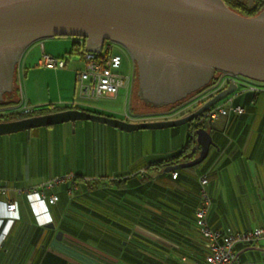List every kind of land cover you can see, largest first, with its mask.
Returning <instances> with one entry per match:
<instances>
[{
  "label": "crops",
  "instance_id": "crops-1",
  "mask_svg": "<svg viewBox=\"0 0 264 264\" xmlns=\"http://www.w3.org/2000/svg\"><path fill=\"white\" fill-rule=\"evenodd\" d=\"M79 39L49 36L31 43L23 56L18 81L20 102L6 108L74 105L143 121L181 116L198 102L186 100L173 111L162 110L166 108L163 106L155 111L141 110L142 105L134 103L133 98L135 65L129 72L120 69L131 77L129 85L120 88L117 95L81 97L75 76L84 66V47L79 46ZM84 46L87 48L86 43ZM43 49L56 57L65 56L66 66L43 64ZM246 82L261 89L240 86L234 102L244 111L231 112L207 125L215 144L201 169L186 172L196 174L198 179L208 175L206 189L211 201L207 219L216 230L264 227V82ZM210 86L208 91H213ZM191 134L188 123L124 131L87 119L1 134L0 185L7 186L8 191L0 195V200L17 201L19 217L3 224L0 264L204 262L203 236L194 216L200 203L198 188L185 178L181 181L186 183H174V177H169L172 171L167 177L154 170L144 172L150 164L183 149ZM59 175L72 178L44 187L46 181ZM117 175L123 178L121 188H107L109 180ZM145 178L147 188L161 182V189L153 185V189L143 190L141 182ZM73 182L70 197L68 190ZM93 182L99 183L97 201L88 192ZM171 186L173 190L168 189ZM42 190L48 196L58 194L59 199L50 203L46 198L44 203L29 194ZM2 213L5 209L0 204V216ZM59 231L62 238L57 237ZM228 264H264V242L258 247L238 244L235 258Z\"/></svg>",
  "mask_w": 264,
  "mask_h": 264
},
{
  "label": "water",
  "instance_id": "water-1",
  "mask_svg": "<svg viewBox=\"0 0 264 264\" xmlns=\"http://www.w3.org/2000/svg\"><path fill=\"white\" fill-rule=\"evenodd\" d=\"M49 36L82 37L87 49L94 51L103 50L107 40L123 44L138 64L143 96L154 103H175L201 91L215 70L235 77L200 106L174 118L130 121L70 107L0 120V135L79 119L124 131L178 126L206 119L208 110L237 94L236 77L264 82V10L247 16L225 0H0V75L6 73L8 81L1 93L11 90L15 65L27 47ZM147 65L158 70L153 80L159 88L147 87ZM194 68L205 74L188 82ZM182 82L184 87L172 91ZM212 144L210 130L198 127L193 153L199 154L167 165L164 171L201 163ZM62 235L59 231L57 237Z\"/></svg>",
  "mask_w": 264,
  "mask_h": 264
},
{
  "label": "built area",
  "instance_id": "built-area-1",
  "mask_svg": "<svg viewBox=\"0 0 264 264\" xmlns=\"http://www.w3.org/2000/svg\"><path fill=\"white\" fill-rule=\"evenodd\" d=\"M85 40L80 37L79 44L83 46ZM83 68L77 69L76 83L78 93L83 98H98L101 96H115L119 92L120 88L128 86L130 83V75L120 71L123 63V54L119 51H115L114 44L108 43L101 51L89 50L87 48L82 49ZM42 63L50 66L64 67L66 66L65 56L56 57L43 49ZM235 76L223 73L218 80L214 83L212 88L221 87L223 84L228 83ZM237 81L241 85L247 86L250 89L258 90L260 87L248 85L242 78L236 77ZM211 91H207L205 95ZM204 96H193L188 99L187 103L191 101H198ZM177 106L170 108L169 110H177ZM25 111L31 109H24ZM244 107L241 104L234 102V95H230L226 98L225 102L218 103L210 110L207 111V119L211 122L218 119L221 116L230 114L231 112L242 113ZM177 171H173V175H177ZM72 178V175H59L50 179L44 183L45 188L53 187L54 185L64 182ZM203 184L208 182V175L203 174L201 177ZM71 185V188L74 187ZM8 191V187L0 185V194H4ZM20 192L22 190H19ZM71 191V189H70ZM30 195H34L35 201L46 202V198L51 203L56 202L59 199L58 194L47 195L44 190L30 191ZM0 204L5 209V213L0 216V229L5 221L14 220L15 217H19L18 202L0 200ZM210 205V198L205 189L202 190V205L197 210V222L200 227L201 233L205 237L206 254L204 262L199 264H228L235 258V250L238 244H251L260 246L264 242V227L255 226L253 228L245 230H215L208 226L206 216ZM8 230L4 233L7 234ZM2 231L0 232V240L2 238Z\"/></svg>",
  "mask_w": 264,
  "mask_h": 264
},
{
  "label": "trees",
  "instance_id": "trees-1",
  "mask_svg": "<svg viewBox=\"0 0 264 264\" xmlns=\"http://www.w3.org/2000/svg\"><path fill=\"white\" fill-rule=\"evenodd\" d=\"M227 2V4L233 8L234 10L244 14V15H247V16H253V15H256L258 14L259 12H261L262 10H264V0H255L254 4L252 6H247L245 3L239 1V0H225ZM85 40V39H84ZM85 42L83 44V46H80V47H84L85 48ZM78 48V47H76ZM80 49V48H78ZM218 76H215L213 77V79L209 82V84H207L206 86L200 88L201 89H204L205 87L209 86L210 84H213L214 82H216L218 80ZM15 80H16V76H15ZM17 81H18V77H17ZM227 84V83H226ZM226 84H223L221 87L219 88H216L215 90L211 91L209 94L205 95L204 97H202L200 100H198V102L195 104L194 108H197L198 106H200L202 103H204L208 98H210L216 91H218L219 89H221L222 87L226 86ZM16 93L18 94V97L17 98H9V99H5V97L1 98L0 99V105L2 106L1 108L2 109H5L6 107L8 106H13V105H17L19 102H20V95H19V87L17 86L16 87ZM7 94V93H6ZM183 100H179L175 103H163L161 104L160 106H163V107H169V108H173L175 106H177L178 104L183 103L182 102ZM220 103V102H219ZM217 105V104H216ZM70 107H76L74 105H67V106H48V107H44V108H37V109H33V110H28V111H25V110H12V111H9V112H5V113H1L0 112V120H4V119H14V118H21V117H24V116H28V115H33V114H37V113H45V112H50V111H56V110H61V109H65V108H70ZM214 107V106H213ZM187 112H183L181 115H184L186 114ZM207 119V118H206ZM200 119V120H195L193 122H189L188 124H191V136H190V139L187 143V145L181 149L179 152H177L176 154L168 157V158H165V159H160L152 164H150L149 166L145 167L144 168V172L148 170L152 171H156L158 174L162 175L164 174V176H169V174L171 173L170 171H164L165 167L167 165H171V164H177V163H180V162H183V161H188L190 160L193 156H196V152L193 153V147L195 145V132H196V129L202 125L206 126L211 124V121H208V119ZM192 154V155H191ZM196 165L194 166H188V167H181V168H178L176 169V171L178 172L176 176L173 175V171L175 170H171L172 171V174H170L169 177L173 178L174 180V183L176 184H179V183H183L185 182L184 181H181L182 179H189L191 180V182L193 184H195V186L198 188V191H196L197 195H198V200H200V203L199 205L197 206V208H195V213H194V216H195V220H196V225H197V228L199 230V232L201 233L200 231V227L198 225V222H197V210L201 207L202 205V190L205 189L206 192H207V189H206V184H203L202 181H201V178L198 179V177L195 175H189L187 174L186 172L189 171V170H193L195 169ZM173 176V177H172ZM181 177V179H180ZM202 177V176H201ZM209 180V179H208ZM67 181V180H66ZM111 181V182H110ZM123 181V178H121L120 175H117V176H114L112 179L109 180V186H107V188H111V189H119L121 188V183ZM65 182V181H64ZM75 184V182H73ZM186 183V182H185ZM147 185H148V180L147 178L143 179L142 182H141V186L143 187V190H147L148 188H152L153 189V185H154V188L156 190H159L161 189L162 187V184L161 182H153L151 187L149 186L147 188ZM5 186V185H4ZM115 186V187H114ZM187 186V185H186ZM164 187V186H163ZM174 187V186H171L170 188H168L169 190H171V188ZM182 188V187H181ZM71 189V191H70ZM72 189L73 188H69L68 192H69V196L71 197L72 195ZM99 189V183L98 182H93L92 185H90V190L91 191H88L91 198L95 199L97 201V191ZM173 190V188H172ZM193 190V189H192ZM56 194V193H55ZM208 194V192H207ZM1 195V194H0ZM59 196V195H58ZM194 196V195H193ZM200 197V198H199ZM208 197L210 198V195L208 194ZM189 199V198H188ZM187 199V200H188ZM49 201V200H48ZM210 201H211V198H210ZM50 202V201H49ZM51 203V202H50ZM191 202H189L190 204ZM195 205V203H194ZM194 205H190L191 207H194ZM95 206L97 207L98 204H95ZM209 209V208H208ZM207 216H208V212H207ZM207 216H206V221H207V224H208V219H207ZM4 224V223H3ZM209 226V224H208ZM2 228H3V225L0 229V232L2 231ZM216 230V229H215ZM201 235L203 236V250H204V258H205V254H206V246H205V237L204 235L201 233ZM248 245H251V244H248ZM253 246H257V245H253ZM261 246V245H260ZM258 247V246H257ZM141 252L145 253L144 250H141Z\"/></svg>",
  "mask_w": 264,
  "mask_h": 264
},
{
  "label": "rangeland",
  "instance_id": "rangeland-1",
  "mask_svg": "<svg viewBox=\"0 0 264 264\" xmlns=\"http://www.w3.org/2000/svg\"><path fill=\"white\" fill-rule=\"evenodd\" d=\"M239 1L245 3L247 6H252L254 4V2H255V0H239ZM108 43H113L114 44L115 51L121 52L123 54V56H124L122 66L120 68L121 71H123V72L132 71V68L134 66L133 60L130 57V55H128L126 53V51H124L123 49L120 48V46H122L123 44H121L119 42H114V41H111V40H107V43L106 44H108ZM26 50L24 51V53L22 54V56H21V58H20V60L18 62V67H17V70H16V80L13 81L11 90L8 91V92H6L7 94H5V96H4L5 99H9V98H14L15 99V98L18 97V94L16 93V87L18 86V81L19 82L21 81V77H22L21 67L24 66L23 56H24ZM39 50H40V47H37V49H35V52L38 53ZM135 70H136V79H135V83H134V92H133L134 103L135 102H138L140 105H142L141 106L142 107L141 110H148V111H153V110L155 111V110H157V108L158 107H161L160 105L163 104V103L150 102L147 98H145L143 96V94L141 93L140 80H139V76H138L139 75V68H138V66H136ZM17 77H18V81H17ZM255 82H257V81H255ZM195 93L196 92L191 93L189 96H187L186 98H184L182 100L184 102H186V100L190 99L191 96L193 94H195ZM13 109H15V108H13V107L5 108L4 110H2V112L3 113L9 112V111H12ZM167 109H170V108L169 107H166V108H164L162 110H167ZM202 162L196 165V168L198 170L201 169V167L204 166V163L205 162H203V163Z\"/></svg>",
  "mask_w": 264,
  "mask_h": 264
},
{
  "label": "flooded vegetation",
  "instance_id": "flooded-vegetation-1",
  "mask_svg": "<svg viewBox=\"0 0 264 264\" xmlns=\"http://www.w3.org/2000/svg\"><path fill=\"white\" fill-rule=\"evenodd\" d=\"M106 43H107V41H105V46H106ZM120 48L121 49H123L124 51H126V53L128 54V55H130V57L132 58V60H133V64L135 65L134 67L136 68V66H138V64H137V62H136V60H134V54L127 48V47H125V46H120ZM123 58H124V56H123ZM17 67H18V65H15V68H14V78H13V81L15 80V76H16V70H17ZM158 70H156V69H154L153 67H151L150 68V66L149 65H147V68L145 69V72H146V79H147V81H146V85H147V87L149 88V87H155V88H159V86L158 85H154L155 84V81L153 80V76H154V74L157 72ZM0 73H1V71H0ZM3 73H5V71L3 72ZM135 77H136V70H135ZM6 74V73H5ZM5 74H2V75H0V99H1V97L3 98L4 96H5V94H6V92L7 91H4L3 93H1V91H2V89L5 87V85L7 84V80H6V77H5ZM189 74H190V80L188 81V82H191V81H195V79L197 78V77H200V76H202V75H204L205 74V71H202V70H200V69H197V68H194V69H191V71L189 72ZM223 74V72L222 71H220V70H215V72H214V76L213 77H215V76H218V77H220L221 75ZM139 76V75H138ZM239 78H242V80H245V81H255V80H252V79H248V78H246V77H242V76H238ZM213 79V78H212ZM186 82H182V83H180V84H178L177 86H174V88H172V91H178L181 87H184V84H185ZM215 83V82H214ZM214 83L213 84H211V86H213L214 85ZM176 85V84H175ZM210 86V87H211ZM209 89L206 87V88H204V89H201V91H197L195 94H193L192 96H191V98L193 97V96H204V94L208 91ZM141 91H142V89H141ZM209 92V91H208ZM151 102V101H150ZM2 106L0 105V112L2 113V110H4V109H2L1 108ZM207 120V119H206Z\"/></svg>",
  "mask_w": 264,
  "mask_h": 264
}]
</instances>
